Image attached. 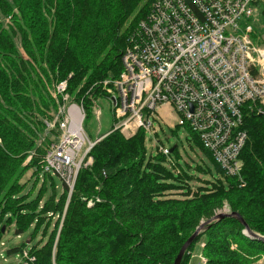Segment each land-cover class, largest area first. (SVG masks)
I'll return each mask as SVG.
<instances>
[{"label": "trees", "instance_id": "16d2710c", "mask_svg": "<svg viewBox=\"0 0 264 264\" xmlns=\"http://www.w3.org/2000/svg\"><path fill=\"white\" fill-rule=\"evenodd\" d=\"M153 1L0 0V241L9 226L17 235L34 227L9 254L28 248L37 264H53V253L56 264H174L185 241L225 202L252 232L264 236V114H245L248 139L234 175L191 133L217 173L196 189L178 155L173 164L159 151L147 159L143 128L129 137L114 130L97 142L88 153L92 164L82 165L72 191L61 180L63 191L57 196L54 177L42 172L52 141L49 111L57 106L50 85L68 79L78 101L89 91L108 94L103 82L120 75L129 36ZM257 5L264 18V5ZM50 132L57 134L54 128ZM30 169L36 183L44 179L39 196L31 199L32 192L21 191ZM49 179L54 192L44 200ZM176 192L181 197L172 195ZM64 211L58 233L61 218L49 213ZM41 228L46 242L29 247ZM246 229L236 217L207 223L181 264H248L264 254V240L245 234Z\"/></svg>", "mask_w": 264, "mask_h": 264}, {"label": "built area", "instance_id": "2783aa9c", "mask_svg": "<svg viewBox=\"0 0 264 264\" xmlns=\"http://www.w3.org/2000/svg\"><path fill=\"white\" fill-rule=\"evenodd\" d=\"M257 1L154 0L129 36L120 75L103 82L114 115L109 132L120 130L128 137L141 128L147 132L156 109L168 104L178 116L174 128L185 130L191 139L196 133L222 169L238 173L248 139L245 114H264V42L254 24ZM66 87V80L55 87L58 106L61 94L64 102L68 100L63 94ZM69 105L59 111L61 119L47 124V131L57 130L59 142L52 140L46 148L42 172L58 175L72 191L82 165L92 163L88 153L109 132L90 139L84 128V106ZM170 150L159 147L168 158ZM49 215L61 218L59 233L65 211ZM11 248L0 241L4 262L3 253L14 255L8 264H37L30 249L9 254ZM52 263L56 264L54 257Z\"/></svg>", "mask_w": 264, "mask_h": 264}, {"label": "rangeland", "instance_id": "374dc122", "mask_svg": "<svg viewBox=\"0 0 264 264\" xmlns=\"http://www.w3.org/2000/svg\"><path fill=\"white\" fill-rule=\"evenodd\" d=\"M260 5H264V0L257 1ZM254 24L257 27V33H260L259 39L261 42H264V18L259 15L257 12V17L254 19ZM259 28V29H258ZM71 75H69V78ZM67 81V87L63 94L65 97L68 98L65 102L62 99L61 94V101L62 103L58 106L57 99L55 98L54 102L57 104L56 107H51L49 111L50 119L49 121H54L58 117H63L62 113L59 112L63 107L65 111L67 107H69V103H76L84 106L87 112V118H85L84 128L86 130L87 136L90 139H95L98 134H107L114 125V115L112 109V102L108 100V94L100 95H92L91 91L86 93L83 97L78 100L73 99V95L69 92V82L68 79H63L60 81ZM59 80L54 82L50 85V93L54 97L56 94L54 93L55 87L58 86ZM101 82L95 83L97 86H100ZM52 87V88H51ZM66 98V99H67ZM65 106V107H64ZM100 110L102 111L99 114ZM98 119L101 120L102 126L100 127ZM52 121V122H53ZM153 127L151 130L146 132V148H147V159L150 156H154L158 154L159 148L158 147H165L167 149H171L177 144V151L174 155L169 158L170 164L174 162V156L178 155L179 162L181 163L182 167L191 175L193 176V180L191 181V185L193 189H196L198 186L203 185V180H210L213 181L217 177L215 164L213 161L206 155V153L200 148V146L190 138V135L183 129L174 128L178 122V116L173 110V108L168 105L164 104L159 106L156 109V119H152ZM174 130L177 132L174 133ZM122 133V132H121ZM49 137L55 141L59 142L58 137L53 132H48ZM123 134V133H122ZM125 137V134H123ZM38 145H40V140L38 141ZM45 152V151H44ZM82 154V153H81ZM32 155L30 154L26 163L30 162ZM172 160V161H171ZM240 162V161H239ZM168 163V165H169ZM92 164V163H91ZM197 166H201L206 169H211L210 173H203L197 169ZM241 166V162H240ZM175 172H178L179 169L174 168ZM33 169H30L26 172V174L21 179L23 193H31V198H37L40 194V190L43 189V181L44 179L41 178L38 183L35 182V176ZM53 180L56 184V194L57 196L62 193L63 185L61 178L58 175H53ZM49 183L47 185V190H45L43 194V199L46 200L51 194L54 192L52 181L49 179ZM177 197H181L178 192L172 194ZM231 208L227 202L223 204V207L216 211V214L219 213H231ZM56 219V218H55ZM54 219V220H55ZM61 221V220H60ZM44 227V226H43ZM54 225L50 227V231L53 230ZM34 233V227H30L26 232L22 234V237L18 238L15 226H9L5 233L3 234V240L12 247L16 244H21L22 242H26L29 238V235ZM247 234V230L244 231ZM48 238V235L45 234L44 228L38 230L36 237L32 240L31 245H40L44 244ZM205 240V239H204ZM201 241V245H205V241ZM28 247V245H27ZM197 255V254H196ZM200 255V254H199ZM3 256L7 259V262H4V259L0 255V264H8L13 263L14 255L8 256V254L3 253ZM203 255H201L202 257ZM54 258H56V253H53ZM196 258V257H194ZM199 258V257H198ZM56 263V262H55ZM248 264H264V254L253 256L251 261Z\"/></svg>", "mask_w": 264, "mask_h": 264}, {"label": "water", "instance_id": "95a60500", "mask_svg": "<svg viewBox=\"0 0 264 264\" xmlns=\"http://www.w3.org/2000/svg\"><path fill=\"white\" fill-rule=\"evenodd\" d=\"M174 148H175V146L173 148H171L170 151L172 152ZM226 217H236L238 220H240L241 223L246 225L247 235L252 236V237H256V238L261 239V240H264V236H261V235L251 231V229L248 227L247 223L245 222L244 218L239 213H237V212L219 213V214L213 216L207 222L201 223V225L199 227H197L196 231L182 245V247H181V249H180V251H179V253H178V255L174 261V264H181L182 263L184 254L186 253L188 248L191 246V244L194 242L196 237L203 231V229L207 223H211L212 221L220 220V219H223ZM3 231H4V228H3ZM27 242H29V240Z\"/></svg>", "mask_w": 264, "mask_h": 264}, {"label": "bare ground", "instance_id": "6f19581e", "mask_svg": "<svg viewBox=\"0 0 264 264\" xmlns=\"http://www.w3.org/2000/svg\"><path fill=\"white\" fill-rule=\"evenodd\" d=\"M63 42H65V41H63ZM13 43V42H12ZM84 73V72H83ZM1 76V75H0ZM93 76V75H92ZM102 78V77H101ZM100 79V78H99ZM25 83H27V82H25ZM42 83V82H41ZM52 88V87H51ZM177 132V131H176ZM15 148H16V146H15ZM12 150V149H11ZM13 151V150H12ZM16 151V150H15ZM13 153H15L14 151H13ZM96 168V167H95ZM83 184V183H82ZM79 186V185H78ZM40 192H41V190H40ZM79 201V200H78ZM103 203V202H102ZM21 215H22V213H21ZM111 226V225H110ZM23 227H25V226H23ZM22 227V228H23ZM234 236V235H233ZM41 259V258H40Z\"/></svg>", "mask_w": 264, "mask_h": 264}]
</instances>
